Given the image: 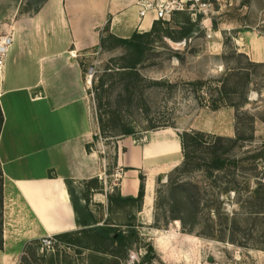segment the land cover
I'll use <instances>...</instances> for the list:
<instances>
[{"label":"rangeland","instance_id":"rangeland-1","mask_svg":"<svg viewBox=\"0 0 264 264\" xmlns=\"http://www.w3.org/2000/svg\"><path fill=\"white\" fill-rule=\"evenodd\" d=\"M30 1L39 3L42 0ZM204 1L211 2L215 9V13L206 18L211 20L209 27L201 21L207 33L196 34L182 42L165 37L155 39L153 50L149 53L150 60L139 65L142 75L165 82L164 85L147 88L144 102L139 94L133 95L132 100L124 99V96L121 100L118 98L121 91L118 85L109 90L112 107L117 108L114 117L121 124L108 134H102L99 127L96 141L100 144L114 182H117L113 176L117 171L115 143L124 137L121 134L123 123L134 126L136 136L153 130L154 126H158L156 129L174 127L181 132L203 131L211 136H235L238 112L220 99L222 96L218 90L230 69L246 65L245 58L237 56L239 53L253 52L259 56L260 49L263 50L264 38H257L255 34H264V0ZM28 3L20 7L0 4V36L8 32L9 14H16L17 11V14L29 13L39 6ZM184 15L178 16L170 27L174 28ZM190 17L193 21L197 20ZM11 25L9 23V28ZM219 32L221 35L216 38ZM227 37L230 39L225 45ZM14 51L15 45H12L8 57H12ZM234 52L236 55H233ZM125 53L121 47L109 49L102 46L85 63V72L93 67V81L97 82L107 65H119V58ZM259 63L262 66L252 71L248 103L242 109L255 118L252 124H247L249 128L244 129L247 135L253 131V139L239 143L233 151V155L241 160L239 166L220 176L221 188L226 187L227 181L233 180L231 185L236 191L224 193L219 188L212 190L201 173L185 177L190 184L199 183L208 199L199 216L200 223L193 228L192 222H188L186 229L192 231H185L179 220L167 222L165 219L167 193H162L160 199L158 197L168 183V176L157 183L153 204L142 212L133 207L110 208L107 197L95 199L94 192L80 186L73 189V193L83 206L92 208L98 225L111 227L115 238L121 232L137 231L127 253L124 247L117 246L118 242L110 247L107 241L96 242L81 231L82 228L73 233L72 243L56 239L52 247L43 250L42 240L32 242L25 248L18 264H115L118 261L115 255L120 257L119 264H264V214L257 212L264 207L261 200L264 192L253 193L258 179L264 177V62ZM89 91L98 118L93 82ZM105 109L107 111L108 106ZM211 193L217 195L216 202L209 200ZM158 203L165 206H157Z\"/></svg>","mask_w":264,"mask_h":264},{"label":"crops","instance_id":"crops-1","mask_svg":"<svg viewBox=\"0 0 264 264\" xmlns=\"http://www.w3.org/2000/svg\"><path fill=\"white\" fill-rule=\"evenodd\" d=\"M141 1L146 0L0 2L5 6L39 5L29 13L9 14L6 25L14 35L15 51L12 57L7 56V72L4 68L0 76L4 114L0 134L4 245L0 264H18L34 241L83 228L71 189L88 188L96 179L103 188H91L95 199H108L113 191L136 197L144 176L142 212L149 207V196L154 201L159 178L164 179L183 162L178 128L124 136L115 143V168L122 170V176L114 182L95 141L100 130L85 63L101 50L107 32L128 38L136 31L152 29L155 14L141 17ZM210 21L205 22L206 27ZM216 34L219 38L221 32ZM255 37L263 39L264 34ZM262 46L259 56L244 53L254 62H264V42ZM89 210L94 215L92 208Z\"/></svg>","mask_w":264,"mask_h":264},{"label":"trees","instance_id":"trees-1","mask_svg":"<svg viewBox=\"0 0 264 264\" xmlns=\"http://www.w3.org/2000/svg\"><path fill=\"white\" fill-rule=\"evenodd\" d=\"M186 14V15H184ZM184 15L183 20L177 21L175 27L172 28L171 23L177 20V17ZM172 21L156 20L152 29L149 32L140 33L135 32L128 38L118 37L110 32L102 38V46L106 48H124L126 53L119 59L121 63L119 65L108 64L103 74L98 78V81L94 83V89L96 91L98 122L102 134H108L116 129L121 121L115 119L114 115L117 113V108L114 109L111 103V96L109 95L110 88L120 86L121 91L118 98L122 100H132L133 95L139 94L141 100L145 95V90L155 85H164L165 82L158 80H151L139 71V65H142L150 60L149 53L153 50V42L155 39L169 38L175 42H182L193 38L196 34H205L202 28V16L195 21L192 20L188 12L177 11L172 17ZM229 37L225 45L229 43ZM172 50V49H171ZM236 55V52L233 53ZM238 57H244L246 65H237L236 68H232L225 75L221 81L219 92L221 93L223 102L226 105L234 107L237 112L236 132L235 136H211L203 131H183L180 134L182 150H183V162L176 167L168 175V183L164 186V190L160 192H166V208L164 211L165 219L167 222L171 220H179L182 223L185 231H192L186 229L188 222H192L193 228L198 225V221L201 211L205 208L204 203L208 199L204 196L203 187L199 183L190 184L185 180V177L201 173L205 177L206 181H209V185L212 190L219 188L222 192L227 193L229 191H236V188L231 185L233 180L226 182V187L221 188L222 174H228L232 168L239 166L240 161L233 155V151L239 146V143L247 142L253 139V131L247 135L249 123L255 120L254 116L249 115L242 111L245 105L248 103L247 92L249 91L252 82V71L262 66L261 63L254 62L249 59L245 53H239ZM180 57V55H179ZM118 99V102L121 100ZM120 104V103H119ZM105 106H108V110H103ZM219 107L215 106L217 109ZM243 117V118H242ZM264 121V120H263ZM4 124V114L0 105V134ZM248 124V125H247ZM121 134L124 136H130L136 134V129L131 124L123 123L121 125ZM158 126H154L152 129H156ZM244 129H246L244 131ZM252 129V128H250ZM98 140V135L95 137V141ZM260 158V157H259ZM176 176V177H175ZM162 181V177L159 178V182ZM92 186V187H91ZM93 190H101L103 186L98 185L97 180L94 179L88 185V192ZM253 193L259 191L264 192V177L259 178L256 188L253 189ZM4 175L0 164V251L3 250V203H4ZM72 200L75 209L79 215L82 223L83 231L88 237L93 240L106 242L109 247L118 242L119 247H124L127 250L132 246L134 238L137 236V231L133 230L131 233L121 232L118 237H114L111 234V227L98 225L99 221L91 213L88 206H83L77 195L73 193L71 189ZM145 196V178L141 176V185L139 194L136 197H123L118 193H110L108 195L110 208H128L133 207L137 211H141L143 207ZM211 202H216L218 197L215 193H211ZM262 206H264V196L261 197ZM159 202V201H158ZM159 204V205H158ZM157 206L164 205L158 203ZM164 205V206H165ZM211 206V205H207ZM213 207L210 208L212 210ZM260 214H264V207L260 211ZM211 213H208V215ZM160 215V213H159ZM216 216V212H215ZM160 217L157 218L159 221ZM158 225V224H157ZM162 226V225H159ZM76 232V231H75ZM74 232L64 233L55 236L59 241H65L72 243V236ZM118 254L119 252L116 251ZM121 252V251H120ZM115 264H119L120 257L115 255Z\"/></svg>","mask_w":264,"mask_h":264},{"label":"built area","instance_id":"built-area-1","mask_svg":"<svg viewBox=\"0 0 264 264\" xmlns=\"http://www.w3.org/2000/svg\"><path fill=\"white\" fill-rule=\"evenodd\" d=\"M140 16L145 17L149 12L155 14L156 20L170 21L174 13L177 11L188 12L192 17L198 19L202 16L203 23L207 21V17L215 13L214 6L211 2L204 0H158V1H141ZM208 37L212 35L209 33ZM14 44V35L12 32L5 33L0 36V76L5 68L7 56L10 48ZM94 68L91 67L87 71V83L92 86L94 77ZM122 170L116 171L115 179L121 178ZM41 244V249H48L56 242V237L48 235L44 237Z\"/></svg>","mask_w":264,"mask_h":264},{"label":"bare ground","instance_id":"bare-ground-1","mask_svg":"<svg viewBox=\"0 0 264 264\" xmlns=\"http://www.w3.org/2000/svg\"><path fill=\"white\" fill-rule=\"evenodd\" d=\"M166 154H168V153H166ZM152 203H153V198H152V196H149V197L147 198V204H148L149 206H151Z\"/></svg>","mask_w":264,"mask_h":264}]
</instances>
